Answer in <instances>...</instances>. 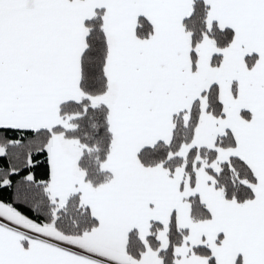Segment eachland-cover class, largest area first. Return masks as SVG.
<instances>
[{
	"label": "snow or ice",
	"instance_id": "1",
	"mask_svg": "<svg viewBox=\"0 0 264 264\" xmlns=\"http://www.w3.org/2000/svg\"><path fill=\"white\" fill-rule=\"evenodd\" d=\"M0 264H264V0H0Z\"/></svg>",
	"mask_w": 264,
	"mask_h": 264
},
{
	"label": "trees",
	"instance_id": "2",
	"mask_svg": "<svg viewBox=\"0 0 264 264\" xmlns=\"http://www.w3.org/2000/svg\"><path fill=\"white\" fill-rule=\"evenodd\" d=\"M4 195H5L6 197H9V196L11 195L10 190H5V191H4Z\"/></svg>",
	"mask_w": 264,
	"mask_h": 264
}]
</instances>
